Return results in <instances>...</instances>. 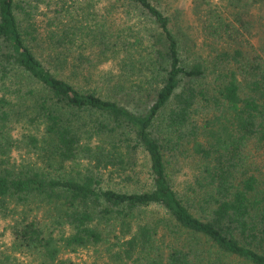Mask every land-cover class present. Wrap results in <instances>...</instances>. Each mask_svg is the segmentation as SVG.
<instances>
[{
  "label": "trees",
  "instance_id": "obj_1",
  "mask_svg": "<svg viewBox=\"0 0 264 264\" xmlns=\"http://www.w3.org/2000/svg\"><path fill=\"white\" fill-rule=\"evenodd\" d=\"M173 5L0 0V219L32 263L264 264V0Z\"/></svg>",
  "mask_w": 264,
  "mask_h": 264
},
{
  "label": "rangeland",
  "instance_id": "obj_2",
  "mask_svg": "<svg viewBox=\"0 0 264 264\" xmlns=\"http://www.w3.org/2000/svg\"><path fill=\"white\" fill-rule=\"evenodd\" d=\"M174 2L173 6H180L184 8L185 20L190 21L192 14L190 9V2L192 0H172ZM264 36V32H263ZM264 38H261V41ZM257 40V39H256ZM256 42V41H255ZM257 43V42H256ZM13 238L10 235L8 229V223L5 220L0 219V256L2 253L7 256H11V261L16 264H34L31 261L33 260L28 255L15 252L12 247ZM77 261H82L88 259L85 253L71 254Z\"/></svg>",
  "mask_w": 264,
  "mask_h": 264
}]
</instances>
